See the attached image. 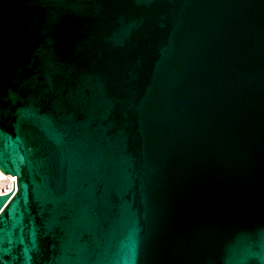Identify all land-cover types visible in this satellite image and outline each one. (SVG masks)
I'll use <instances>...</instances> for the list:
<instances>
[{"label":"water","instance_id":"1","mask_svg":"<svg viewBox=\"0 0 264 264\" xmlns=\"http://www.w3.org/2000/svg\"><path fill=\"white\" fill-rule=\"evenodd\" d=\"M0 264H264V0H0Z\"/></svg>","mask_w":264,"mask_h":264},{"label":"bare ground","instance_id":"2","mask_svg":"<svg viewBox=\"0 0 264 264\" xmlns=\"http://www.w3.org/2000/svg\"><path fill=\"white\" fill-rule=\"evenodd\" d=\"M16 190V177H2L0 178V195L11 193Z\"/></svg>","mask_w":264,"mask_h":264}]
</instances>
